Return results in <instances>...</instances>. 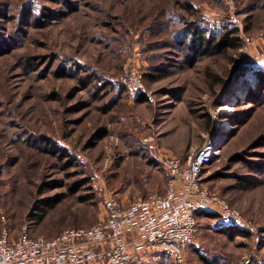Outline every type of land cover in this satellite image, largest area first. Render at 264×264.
<instances>
[{
	"label": "rangeland",
	"instance_id": "obj_1",
	"mask_svg": "<svg viewBox=\"0 0 264 264\" xmlns=\"http://www.w3.org/2000/svg\"><path fill=\"white\" fill-rule=\"evenodd\" d=\"M30 3L53 20L35 25L21 12ZM234 3L241 48L188 65L186 24L233 28L225 0H0L10 18L0 16V39L14 44L0 54V238L5 228L11 240L25 227L34 238L91 228L110 197L164 194L168 175L150 159V138L158 157L185 161L214 146L204 184L264 225V0ZM126 66L143 76L140 92L120 83ZM229 225L200 216L182 264H264V240L229 237ZM133 264L174 263L142 254Z\"/></svg>",
	"mask_w": 264,
	"mask_h": 264
},
{
	"label": "built area",
	"instance_id": "obj_2",
	"mask_svg": "<svg viewBox=\"0 0 264 264\" xmlns=\"http://www.w3.org/2000/svg\"><path fill=\"white\" fill-rule=\"evenodd\" d=\"M225 1L230 25L243 33L234 0ZM244 68L255 69L251 62ZM125 72L119 79L122 86L143 90V76L127 66ZM145 144L150 159L158 160L168 175L164 194L140 196L129 204L110 197L104 204L105 218L97 225L66 229L53 238H34L25 227L11 240L5 228L0 238V264H133L142 254L182 264L194 243L198 217L205 214L239 227L256 245L263 242L264 225L253 224L204 184L203 172L218 153L214 146L201 148L185 161L158 157L152 138ZM249 262L246 258L245 263Z\"/></svg>",
	"mask_w": 264,
	"mask_h": 264
},
{
	"label": "trees",
	"instance_id": "obj_3",
	"mask_svg": "<svg viewBox=\"0 0 264 264\" xmlns=\"http://www.w3.org/2000/svg\"><path fill=\"white\" fill-rule=\"evenodd\" d=\"M51 1V0H49ZM27 8H29V10H27ZM40 8H42L40 10ZM34 6L32 3L28 4V6H25L21 11L24 13H28L26 15H28V17H30L31 21H34V24L40 27H45L47 25V23L50 20H53L54 16L52 14V12L50 10H48V8L45 7H37V12H34ZM0 16L3 19H10L9 18V14L7 12H0ZM185 33H186V39L184 42H187L189 47L191 48V50L193 51V56H188L187 59V64L192 65L193 62L198 59V57L200 56H210V55H216V54H224L229 50H236V49H240L242 46V38L240 37L238 30L234 29V28H228V27H223L219 32L218 31H213V32H207L206 30L200 28L198 25L196 24H186V28H185ZM14 44L10 43L9 40L7 39H0V54H4L7 53L8 51H11V49H13ZM67 72L64 71L63 74L65 76H76L79 72H80V66L79 68L77 67V69L75 70H68L66 68ZM258 74V78L260 80V82L264 85V72H257ZM86 83H89V80H86ZM53 149H55L53 147ZM56 151H60L62 152V155H66V150L57 148ZM67 156V155H66ZM249 164H251L250 168L254 171H257V167L253 166L252 164L255 165H259L256 164L254 162H249ZM261 166V165H259ZM75 190L73 189L72 192H74ZM45 208H40L41 213L40 214H36V220L41 223L45 217L46 214L48 213V211L50 209H53L56 205V201L52 202V203H48ZM208 217H218L217 215H211V214H205ZM200 216H204V215H200ZM199 216V217H200ZM198 217V218H199ZM226 234L229 237H235L237 234L243 235L245 237H251L247 232L241 230L239 227L235 226V225H229L227 227L226 230Z\"/></svg>",
	"mask_w": 264,
	"mask_h": 264
},
{
	"label": "bare ground",
	"instance_id": "obj_4",
	"mask_svg": "<svg viewBox=\"0 0 264 264\" xmlns=\"http://www.w3.org/2000/svg\"><path fill=\"white\" fill-rule=\"evenodd\" d=\"M237 91H238V90H237ZM239 93L242 94L241 91H239ZM227 109H228V107H222V108L220 109V111L227 110ZM219 141H220V140H219Z\"/></svg>",
	"mask_w": 264,
	"mask_h": 264
}]
</instances>
